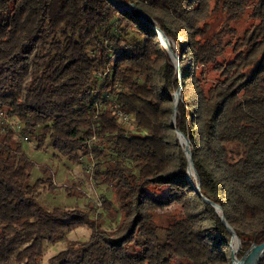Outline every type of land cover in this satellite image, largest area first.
Returning a JSON list of instances; mask_svg holds the SVG:
<instances>
[{
    "label": "trees",
    "instance_id": "16d2710c",
    "mask_svg": "<svg viewBox=\"0 0 264 264\" xmlns=\"http://www.w3.org/2000/svg\"><path fill=\"white\" fill-rule=\"evenodd\" d=\"M17 133L94 160L98 201L43 205L54 183ZM205 198L238 260L264 243V0H0V264H43L79 228L46 264H233Z\"/></svg>",
    "mask_w": 264,
    "mask_h": 264
},
{
    "label": "rangeland",
    "instance_id": "374dc122",
    "mask_svg": "<svg viewBox=\"0 0 264 264\" xmlns=\"http://www.w3.org/2000/svg\"><path fill=\"white\" fill-rule=\"evenodd\" d=\"M235 18L236 17H234V19ZM252 22L253 20L250 16V11H248L242 18L240 16L235 19L232 23V26L237 30L243 31L246 30L252 24ZM228 57L230 58L231 56L228 55ZM174 62L177 65L178 62ZM8 124H10L12 127L15 126L13 121H10ZM27 153L36 163L34 177L36 178L43 175V169L45 168L48 171L47 177L51 178L54 183L53 189H44L42 191L41 199L43 205L49 207L50 209L56 207L69 209L76 206L85 207L87 203L86 201L88 200L90 202L89 197L92 198L94 202H97L98 198L101 197L102 190L98 189L95 186L94 181L91 179L92 167L93 164H95L94 160L86 161L84 165L73 166L68 160L64 158H58L57 152H55L49 144H47L46 147L42 148L41 150H37L33 144L28 145ZM67 188L74 191L77 190L78 192L82 193L87 200L82 197L78 198L68 196L66 193ZM103 214H105V217L102 221L104 222V229L113 230L118 224L119 218H111L109 216L111 214L105 210L103 211ZM90 236L91 231L87 228H79L75 230L69 235L68 241L60 243L56 246L47 247L43 257V264H46L47 261L54 255L65 250L68 246L67 242L85 241ZM233 249L234 251L237 250V248L235 249L234 245Z\"/></svg>",
    "mask_w": 264,
    "mask_h": 264
},
{
    "label": "water",
    "instance_id": "95a60500",
    "mask_svg": "<svg viewBox=\"0 0 264 264\" xmlns=\"http://www.w3.org/2000/svg\"><path fill=\"white\" fill-rule=\"evenodd\" d=\"M109 1L113 2V0H109ZM142 17L145 20L147 19V17L144 14H142ZM155 30L158 33V35L160 36L162 43H163V46L169 52V54L171 55L173 60L178 62L177 63V66H178L180 60L176 55L173 54V52L171 50V46L169 44L170 41L165 36V34L163 32H161L159 29H155ZM181 93H182V89H180L176 94V99H175L176 104H178V102L181 98ZM173 122L175 124V116H174ZM178 136H179V140H180L182 146H184V152L188 158L189 175L196 177L197 173H196V170L194 167L193 156H192L191 149H190V140L188 138H186L182 133H178ZM181 138L185 139V143L182 141ZM191 170H193L194 175H192ZM196 191L200 194V185H198L196 187ZM204 200H205V202L212 205L217 210L218 214L221 216L223 223L227 226L229 232L233 235V243L235 242V240H237V250L234 251V249H233V264H247L248 262H252V263L256 262L255 264H260L262 259L264 258V243H262L260 245L254 244L249 249V251L246 253V255L241 260H238L236 257V254L238 253V251L240 250V247H241V242H240L239 238L237 237L235 231L228 226L226 219L223 215L221 207L212 203L211 201L207 200L206 198Z\"/></svg>",
    "mask_w": 264,
    "mask_h": 264
},
{
    "label": "built area",
    "instance_id": "2783aa9c",
    "mask_svg": "<svg viewBox=\"0 0 264 264\" xmlns=\"http://www.w3.org/2000/svg\"><path fill=\"white\" fill-rule=\"evenodd\" d=\"M121 115L123 116V118L125 120H127V116H125L123 114H121ZM17 136L23 143H27V144L31 145V142L29 141V139L26 136L19 134V133H17Z\"/></svg>",
    "mask_w": 264,
    "mask_h": 264
},
{
    "label": "bare ground",
    "instance_id": "6f19581e",
    "mask_svg": "<svg viewBox=\"0 0 264 264\" xmlns=\"http://www.w3.org/2000/svg\"><path fill=\"white\" fill-rule=\"evenodd\" d=\"M182 139V141L185 143V139L184 138H181ZM191 173H192V175H194V172H193V170H191ZM234 246H235V249L237 248V240H235V242H234ZM256 262H254V263H252V262H248L247 264H255Z\"/></svg>",
    "mask_w": 264,
    "mask_h": 264
}]
</instances>
